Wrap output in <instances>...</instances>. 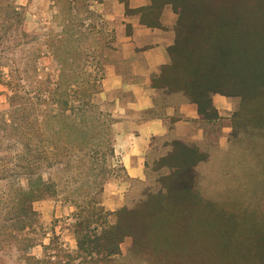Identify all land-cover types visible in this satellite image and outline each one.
<instances>
[{
  "label": "trees",
  "instance_id": "obj_1",
  "mask_svg": "<svg viewBox=\"0 0 264 264\" xmlns=\"http://www.w3.org/2000/svg\"><path fill=\"white\" fill-rule=\"evenodd\" d=\"M168 4L176 14L171 62L152 79V86L184 93L205 121L218 119L213 95L236 99L234 128L264 129V0H151L149 7H127L126 14L138 15L149 28H161L160 16ZM74 21L70 18L72 29ZM22 25L16 0H0V85L10 94V111L2 118L0 130L2 139H18L20 146L14 199L20 251L37 245L29 236L42 228L34 204L57 194L54 183L40 171L50 156L46 134L59 126L71 136L86 139L89 130L72 120L77 117L74 112L84 123L100 120L101 115L95 110L101 85L85 82L63 88L57 54L56 81H38L29 88L28 67L10 57L13 50L28 44ZM205 158L197 150L173 149L156 163L169 171L162 190L134 209L107 212L98 199L102 191L75 202L72 231L77 251L65 249L52 232L44 246L45 253H52H44L41 259L28 254L26 264H121V245L127 238L132 240L131 254L145 264H238L239 260L264 264V221L247 220L244 211L228 209L191 188H178L180 176L187 173L193 178L194 167ZM212 230L218 233L215 242L210 239Z\"/></svg>",
  "mask_w": 264,
  "mask_h": 264
},
{
  "label": "rangeland",
  "instance_id": "obj_2",
  "mask_svg": "<svg viewBox=\"0 0 264 264\" xmlns=\"http://www.w3.org/2000/svg\"><path fill=\"white\" fill-rule=\"evenodd\" d=\"M71 1L16 0V5L21 8L23 15L22 29L28 34L26 39L28 44L13 50L10 57L15 64L28 67L25 81L27 79L29 88H35L38 81H56L58 64L55 54L58 55L63 69L61 74L63 88L69 84L85 82L100 85L103 77V52L112 45L113 34L109 32L110 26L102 20L96 9L97 0H73L74 3ZM70 18H75L74 31ZM80 94L79 92L78 97L81 96ZM9 97L7 88L0 85V122L10 111ZM95 107L97 113H101L100 120L92 119L84 123L77 110L74 112L77 117L73 115L72 118L77 126L89 130L86 139L71 136L66 131L60 130L56 124L58 129L53 128L52 134H46L45 144L49 148L50 156L47 162L42 163L40 171L45 178L51 179L57 192L55 197L47 201L62 206L64 213L69 215L58 216L49 223H42L40 230L29 235L37 245L24 251H20L15 238L17 224L14 199L19 186L20 172L16 168V157L20 146L17 143L18 139L17 141L2 139L0 130V264H26L25 258L28 254L36 257L44 256L45 252L41 245L48 244L52 232L58 235L65 227L72 229L77 213L74 203L102 191L112 176L118 173L119 168L112 164L113 137L110 129L112 119L101 110L97 102ZM52 126L54 127V124ZM243 141L246 149H251V153L241 162L233 165L227 173L221 177L206 178L215 175L219 166L205 164L195 170L193 178L191 174L183 173L178 188H191L192 191L219 202L228 209L246 212L247 220L250 218L252 221L262 222L264 221V129H260L258 134L251 138L244 136ZM161 158L153 156L154 164L151 168L154 170L150 178L144 184L134 185L125 207L134 209L147 201L151 195L162 190L163 179L169 171L156 166ZM21 185L26 188L24 182ZM98 199L101 200V194L98 195ZM38 207V204L34 205L35 209ZM112 221H115V217ZM44 232L47 233L46 236H43ZM210 239L217 241V230H212ZM131 245V238L125 239L121 245L122 256L118 262L145 264L131 254ZM51 253L46 251L45 254ZM238 264L244 262L239 260ZM252 264L256 263L253 261Z\"/></svg>",
  "mask_w": 264,
  "mask_h": 264
},
{
  "label": "crops",
  "instance_id": "obj_3",
  "mask_svg": "<svg viewBox=\"0 0 264 264\" xmlns=\"http://www.w3.org/2000/svg\"><path fill=\"white\" fill-rule=\"evenodd\" d=\"M150 5L151 0H101L96 6L113 34L112 45L103 52L101 92L95 97L101 110L112 119V164L119 168L101 193L102 206L110 213L125 207L134 185L144 184L150 178L153 156L164 157L173 149L197 150L206 158L194 167V172L205 164H218L215 175L206 178L221 177L250 155L244 136L251 138L260 130L234 128L236 99L213 95L218 119L205 121L197 105L184 93L152 86V79L171 62L169 49L175 39L176 14L171 5H165L160 16L161 28H149L138 15L126 14L127 7L136 10ZM35 204L39 206L34 210L42 223L69 215L62 206L47 200ZM58 236L65 249L77 251L71 228H63ZM45 245H41L43 251Z\"/></svg>",
  "mask_w": 264,
  "mask_h": 264
}]
</instances>
